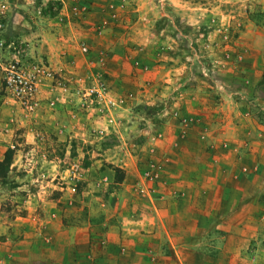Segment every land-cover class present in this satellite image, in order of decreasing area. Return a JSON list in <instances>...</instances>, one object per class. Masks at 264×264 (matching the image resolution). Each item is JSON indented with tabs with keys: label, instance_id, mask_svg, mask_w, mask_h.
<instances>
[{
	"label": "rangeland",
	"instance_id": "374dc122",
	"mask_svg": "<svg viewBox=\"0 0 264 264\" xmlns=\"http://www.w3.org/2000/svg\"><path fill=\"white\" fill-rule=\"evenodd\" d=\"M103 29L107 27L98 26L97 34L102 35ZM16 43L23 69L29 71L38 66L44 73L39 77V107L33 112L8 95L3 83L0 96L13 100L18 107L14 113L15 131H30L32 127L33 137L21 146L25 152L19 153L16 148H11L13 162L19 164L11 166L7 178L0 181V188L9 192L21 187L15 193L19 194L24 205L31 207L30 220L37 229L44 227L41 220L47 209L46 202L53 209L77 210L83 215L94 211L97 215L94 225L101 226L105 211L124 212L127 200L121 205L118 201L112 203L110 198L114 193L125 191L131 196L130 206H126L132 212L139 214L142 211L152 216L161 210L168 214L166 219L160 218L165 227L168 223L177 228L189 226L191 221L188 219L173 216L174 206L171 205L187 195L169 194L170 197L161 199L155 186L148 188L144 182H137L124 189L107 176H101L102 172L113 169L118 179L123 177L122 172L112 166V157L105 153L111 154L112 149L123 145L135 148L145 145L147 136L142 130L148 121L154 130L151 134L153 144L165 137L163 129L166 125L174 127L175 134L183 138L201 124L200 118L188 109L204 107L214 120L223 104L231 114V125L236 124V129L242 126L248 133L241 150L247 152L252 141L264 137V0H112V52L102 50L96 53L86 42L81 43L82 72L78 74L75 70L55 69L44 59H32L28 53L29 43ZM82 46L88 51L82 52ZM101 88L104 98L99 99L95 91ZM105 98L123 102L113 117L105 110ZM179 99L180 107L176 106ZM45 100L54 111H61L57 104L62 100L72 104L70 123L67 125L57 120L48 127V123L42 122L43 129L40 124L34 126L38 125L36 112ZM192 102L196 105L193 106ZM125 111L127 120L122 116ZM130 120L133 128L126 137L114 131V127ZM69 124L72 130L67 132V138L61 139ZM213 124L216 123H207L208 126L200 132H211L215 129ZM16 139L23 144L22 137ZM61 144L65 148H60ZM50 160L54 162L53 169H44L42 166ZM73 163L81 166L78 181L69 177ZM150 183L158 182L151 180ZM73 186L77 189L75 194L71 191ZM119 188L122 191L119 192ZM248 193L243 204L240 195L230 196L228 216L217 223L198 213L195 217L197 234L185 235L186 241L189 240L198 253H208L217 259L219 251L214 248L215 242L223 236L226 222L232 224L240 220L236 216L237 210L244 205L249 216L242 219V223L250 232L243 236L246 242L234 235L233 242L239 240L245 248L233 249L230 254L238 257V264H264V219L258 221L252 216V210L257 206L264 214V196L262 194L257 203V198L253 202L251 191ZM11 204L9 199L2 208L9 210ZM184 205L187 207V203ZM216 205L219 206L220 202ZM185 210L181 207L180 213ZM27 213V209L21 211L20 217L27 218ZM152 220L156 222V218ZM213 225L216 228L210 229ZM253 229L258 232L262 229V233L253 236ZM158 240L163 242L159 252H147L154 264L160 258L173 256L171 241L165 235L163 241L162 238ZM206 240L211 248L206 245ZM193 253L180 251L182 261L200 260V255ZM243 259L247 262L243 263Z\"/></svg>",
	"mask_w": 264,
	"mask_h": 264
},
{
	"label": "crops",
	"instance_id": "0c3cea01",
	"mask_svg": "<svg viewBox=\"0 0 264 264\" xmlns=\"http://www.w3.org/2000/svg\"><path fill=\"white\" fill-rule=\"evenodd\" d=\"M6 1L10 6L5 36L17 42H28V53L32 59H44L55 69L65 72L75 70L78 74L82 72L83 56L79 48L81 43L86 42L96 53L102 50L112 52V0ZM138 10H141V6ZM100 25L107 27L101 32L102 35L96 31ZM2 88L3 82L0 78V91ZM188 104L190 107V103ZM191 104L195 106L196 102ZM57 106L62 108L61 111L51 109L45 100L36 112L35 120L38 125L34 126L40 124L43 129L42 122L48 123V127L49 123L54 124L57 120L68 125L70 106L73 105L62 100ZM176 106H182L180 99ZM17 108L13 100L0 96V162L11 148H16L19 153L25 152L21 150V146L33 137L32 127L30 131H15L14 113ZM188 111L200 118L201 124L188 131L183 138L175 134L174 127L166 125L163 129L165 137L157 139L153 144L154 136L151 134L154 130L148 121L142 130V134L147 136L145 145L137 148L123 145L112 149L111 154L105 153L112 157V166L122 172L123 177L118 179L113 169L100 174L112 179V183L124 189L137 182H144L148 188L155 186L158 189L157 196L161 199L170 197L169 194H177L180 197L187 195L185 199L179 198L171 205L174 206L173 216L188 219L191 221L189 226L177 228L168 223L165 227L160 218L166 219L168 214L161 210H157V214L152 216L147 212H132L127 208L130 206L131 196L125 191L114 193L110 198L112 203L116 204L118 201L121 205L127 200L124 212L105 211L101 226L94 225L97 216L94 211L83 215L77 210L53 209L52 205L46 202L44 206H47V209L41 220L44 227L37 229L30 220L31 207L24 205L19 194L15 193L19 192L21 187L9 192L8 189L0 188V264H154L147 252H159L163 242L159 243L158 239L162 238L163 241L164 235L171 241L170 250L173 251V256L160 258L157 264H238V257L230 254V251L244 249L245 246L239 240L246 242L243 236L250 232L242 223V219L249 216L245 213L244 205L240 210H237L238 206L236 209V216L240 220L232 224L226 222L228 224L224 227L223 236L216 239L214 248L219 251L217 259L210 257L208 253H198L184 236L197 234L195 217L198 213L204 214L215 223L227 217L229 198L233 194L240 195L242 203L246 194L251 191L253 202L257 198L256 202L259 203L260 196H264V137L262 140L257 138V141H252L246 152L241 150V147L248 133L242 126L236 129V124L231 125V114L223 104L218 108L219 118L216 113L217 118L214 120L204 107L198 106ZM122 116L127 120L126 111ZM130 122L131 120L122 126L114 127V131L126 137L127 132L133 128ZM207 123H216L213 124L215 129L211 132H200L208 126ZM69 125L61 139L67 138V132L72 130L71 124ZM21 137L23 144L16 139ZM62 147L65 148V145L61 144L60 148ZM18 164L14 160L12 167ZM53 164L50 160L42 167L53 169ZM153 166V180L157 181V184L144 179V173ZM244 169L248 172L244 173ZM163 185L167 188H160ZM120 191L122 189L119 188ZM9 199L12 200L11 209L6 210L2 207ZM218 202L219 206L216 205ZM186 203L187 207L184 205ZM181 207L186 209L183 213H180ZM25 209L28 210L27 218H22L20 212ZM252 216L258 221L264 219L262 208L257 206L252 210ZM152 218H156V222ZM211 228L216 227L213 225ZM259 230L260 233L257 229H253L251 233L257 236L262 233V229ZM148 233L152 234L148 236ZM214 233L217 234L215 231ZM234 235L240 236L237 243L232 240ZM206 245L212 247L207 240ZM180 251L189 254L194 251L193 254L200 255V260L183 262ZM201 258L204 263H200ZM246 262L243 259V263Z\"/></svg>",
	"mask_w": 264,
	"mask_h": 264
},
{
	"label": "built area",
	"instance_id": "2783aa9c",
	"mask_svg": "<svg viewBox=\"0 0 264 264\" xmlns=\"http://www.w3.org/2000/svg\"><path fill=\"white\" fill-rule=\"evenodd\" d=\"M9 3L6 0H0V78L4 83V89L8 95L16 98L24 108L33 112L39 107L37 95L39 93V77L44 70L38 66L34 69L27 71L23 69L20 62V52L17 49V43L15 40L8 39L5 36L6 33V21L9 12ZM82 52H87L88 48L81 47ZM100 98L103 97V88L95 91ZM105 110L110 115L115 114L123 102H117L112 99H106L104 101ZM113 120V118H112ZM155 167L144 173V178L154 179ZM81 166L78 163L71 164L69 168V177L72 180L79 178ZM76 187L71 188L72 193H76Z\"/></svg>",
	"mask_w": 264,
	"mask_h": 264
},
{
	"label": "trees",
	"instance_id": "16d2710c",
	"mask_svg": "<svg viewBox=\"0 0 264 264\" xmlns=\"http://www.w3.org/2000/svg\"><path fill=\"white\" fill-rule=\"evenodd\" d=\"M14 151L9 149L5 153L4 159L0 162V181L7 178L13 163Z\"/></svg>",
	"mask_w": 264,
	"mask_h": 264
}]
</instances>
